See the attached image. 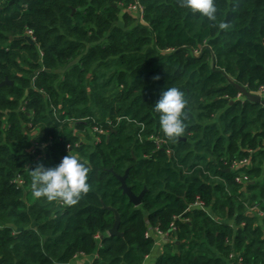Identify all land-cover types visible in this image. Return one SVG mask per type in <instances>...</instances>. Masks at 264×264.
I'll list each match as a JSON object with an SVG mask.
<instances>
[{
	"label": "trees",
	"instance_id": "obj_1",
	"mask_svg": "<svg viewBox=\"0 0 264 264\" xmlns=\"http://www.w3.org/2000/svg\"><path fill=\"white\" fill-rule=\"evenodd\" d=\"M136 3L0 0V264H264V106L236 86L264 85V0H214L227 30ZM169 87L190 110L176 141L153 111ZM66 155L91 167L89 193L33 197L30 170ZM156 229L173 240L155 253Z\"/></svg>",
	"mask_w": 264,
	"mask_h": 264
},
{
	"label": "clouds",
	"instance_id": "obj_2",
	"mask_svg": "<svg viewBox=\"0 0 264 264\" xmlns=\"http://www.w3.org/2000/svg\"><path fill=\"white\" fill-rule=\"evenodd\" d=\"M181 8L190 9L193 13H200L212 22V27L227 30L230 25L217 20V7L214 0H178ZM159 79V76L154 77ZM188 100L177 87H169L161 94L155 103L153 111L159 113L160 128L165 137L176 141L186 131L185 121L188 119ZM143 127V125H141ZM90 166L81 162L75 155H66L53 168H46L43 164L30 170L31 193L33 197L46 198L47 201H61L66 206H75L89 193Z\"/></svg>",
	"mask_w": 264,
	"mask_h": 264
},
{
	"label": "water",
	"instance_id": "obj_3",
	"mask_svg": "<svg viewBox=\"0 0 264 264\" xmlns=\"http://www.w3.org/2000/svg\"><path fill=\"white\" fill-rule=\"evenodd\" d=\"M14 82L11 80H8V78H6L4 81H2L0 83V87L4 86V85H13ZM237 88L241 91V93L244 95V97L254 103H260L264 106V96L258 94V93H253L249 90H247L246 87H244L243 85H239L236 84ZM128 172L129 169L126 171V173L123 176H117L119 178V180L121 181V188L123 190V193L126 194L129 197L130 202L134 203V205H140L143 195L145 193V190H143L140 195H135L132 190L127 186L125 180L128 176ZM251 182H249L248 184H250ZM247 184V185H248ZM252 184V183H251ZM119 224H120V218H119V214L117 212H115V223L113 225V227L109 230V235H121L120 231H119Z\"/></svg>",
	"mask_w": 264,
	"mask_h": 264
},
{
	"label": "built area",
	"instance_id": "obj_4",
	"mask_svg": "<svg viewBox=\"0 0 264 264\" xmlns=\"http://www.w3.org/2000/svg\"><path fill=\"white\" fill-rule=\"evenodd\" d=\"M135 1H137V3L135 5H132L131 8H133L135 10H138L140 12V15H142L143 14L142 7L138 4V0H135ZM29 34L32 35V31H29ZM258 94L264 96V85L260 87ZM100 132H103V131L100 130ZM245 162H246V159H244V160H242L240 162H235L234 167H237L238 165H241V164H243ZM237 181L239 183H245V182H248L249 179H248V176H243V177H238ZM195 205L203 207L204 204H203L202 201H197L195 203ZM250 211L252 213H256L258 215V217H260L261 219H264V209L259 207L258 205H255V206L251 207ZM172 230H176V227L173 226ZM150 233H151V235L155 236L156 238H160L162 240V242L165 243V244L166 243H170L173 240V239H171V236H170V234L168 232H163L161 230H157L156 229V230H151ZM148 235L149 234H147V236ZM230 257L236 259L238 264H242V260L243 259H242L241 255L233 256V254H231ZM148 258H149V256L146 257V260Z\"/></svg>",
	"mask_w": 264,
	"mask_h": 264
},
{
	"label": "crops",
	"instance_id": "obj_5",
	"mask_svg": "<svg viewBox=\"0 0 264 264\" xmlns=\"http://www.w3.org/2000/svg\"><path fill=\"white\" fill-rule=\"evenodd\" d=\"M156 239L157 241L155 245V253L157 251H161L164 244L160 238H156ZM93 261H94V256H90V257L83 256L76 259L73 264H92ZM152 263H153V258L150 259V257L145 261V264H152Z\"/></svg>",
	"mask_w": 264,
	"mask_h": 264
}]
</instances>
